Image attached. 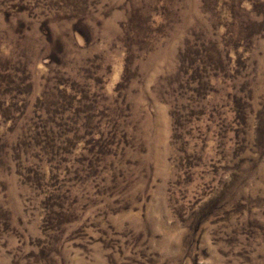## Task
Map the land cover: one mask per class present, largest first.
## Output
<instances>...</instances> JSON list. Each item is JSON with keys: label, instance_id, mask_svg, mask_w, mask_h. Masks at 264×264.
Segmentation results:
<instances>
[{"label": "rangeland", "instance_id": "obj_1", "mask_svg": "<svg viewBox=\"0 0 264 264\" xmlns=\"http://www.w3.org/2000/svg\"><path fill=\"white\" fill-rule=\"evenodd\" d=\"M0 264H264V0H0Z\"/></svg>", "mask_w": 264, "mask_h": 264}]
</instances>
